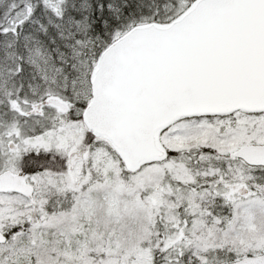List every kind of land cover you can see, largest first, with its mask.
Instances as JSON below:
<instances>
[{
  "label": "snow or ice",
  "instance_id": "1",
  "mask_svg": "<svg viewBox=\"0 0 264 264\" xmlns=\"http://www.w3.org/2000/svg\"><path fill=\"white\" fill-rule=\"evenodd\" d=\"M0 264H264V0H0Z\"/></svg>",
  "mask_w": 264,
  "mask_h": 264
}]
</instances>
